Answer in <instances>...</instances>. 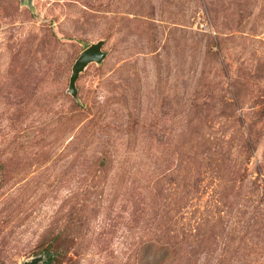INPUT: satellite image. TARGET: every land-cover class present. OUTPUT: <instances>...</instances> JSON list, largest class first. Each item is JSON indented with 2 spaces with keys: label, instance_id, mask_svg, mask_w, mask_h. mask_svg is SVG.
I'll return each mask as SVG.
<instances>
[{
  "label": "rangeland",
  "instance_id": "374dc122",
  "mask_svg": "<svg viewBox=\"0 0 264 264\" xmlns=\"http://www.w3.org/2000/svg\"><path fill=\"white\" fill-rule=\"evenodd\" d=\"M0 264H264V0H0Z\"/></svg>",
  "mask_w": 264,
  "mask_h": 264
},
{
  "label": "water",
  "instance_id": "95a60500",
  "mask_svg": "<svg viewBox=\"0 0 264 264\" xmlns=\"http://www.w3.org/2000/svg\"><path fill=\"white\" fill-rule=\"evenodd\" d=\"M102 44L96 43L84 50L79 58L74 63L69 80V92H75V82L79 73L90 63H100L104 59V54L101 51Z\"/></svg>",
  "mask_w": 264,
  "mask_h": 264
}]
</instances>
